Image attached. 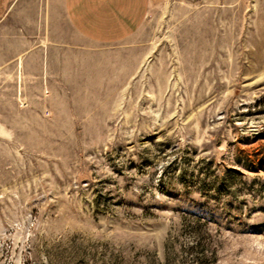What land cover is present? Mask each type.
<instances>
[{"label": "rangeland", "instance_id": "374dc122", "mask_svg": "<svg viewBox=\"0 0 264 264\" xmlns=\"http://www.w3.org/2000/svg\"><path fill=\"white\" fill-rule=\"evenodd\" d=\"M9 7L33 50L73 38L55 0ZM63 50L0 78V264H264V0H153Z\"/></svg>", "mask_w": 264, "mask_h": 264}, {"label": "crops", "instance_id": "0c3cea01", "mask_svg": "<svg viewBox=\"0 0 264 264\" xmlns=\"http://www.w3.org/2000/svg\"><path fill=\"white\" fill-rule=\"evenodd\" d=\"M59 4L64 19L73 32V38L67 41L47 40L33 50L31 45L15 40L10 31H16L15 20L23 24V29L32 21L26 12H16L15 8L7 11L8 23L0 24V30L7 31L0 39V78H19L21 76L45 79L62 78V71L52 74V64L59 69L66 62L64 47H94L96 45L120 42L132 36L143 25L153 0H55ZM53 3V0H51ZM49 6V5H48ZM53 10L42 9L43 17ZM39 15L42 14L38 13ZM34 21V20H33ZM33 23V22H32ZM39 25H47V19H40ZM54 41V42H52ZM65 41V42H64ZM64 42V43H63ZM55 47L56 50H52ZM57 56H60L57 57ZM36 66V74L31 68ZM25 73H28L25 75Z\"/></svg>", "mask_w": 264, "mask_h": 264}]
</instances>
